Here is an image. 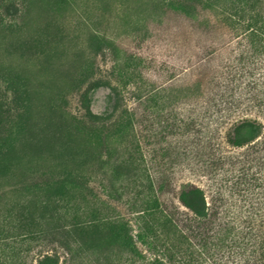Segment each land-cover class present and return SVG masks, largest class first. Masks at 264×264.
I'll use <instances>...</instances> for the list:
<instances>
[{
	"label": "rangeland",
	"instance_id": "374dc122",
	"mask_svg": "<svg viewBox=\"0 0 264 264\" xmlns=\"http://www.w3.org/2000/svg\"><path fill=\"white\" fill-rule=\"evenodd\" d=\"M219 2L0 0V152L10 149L0 169V232L29 215L50 234L32 243V264L39 252H56L68 264L53 234L67 224L121 216L135 234L128 196L117 199L109 190V169L92 171L83 156L71 161L69 134L81 155L108 152L113 160L127 146L177 217L175 193L183 184L201 187L212 204L222 185L223 208L237 215L241 197L229 194V182L242 149L224 138L226 112L213 90L225 82L228 44L239 36L219 14ZM93 82L90 108L103 118L89 121L80 94ZM184 116L199 119L193 132L181 130ZM128 121L134 137L120 145L116 128ZM65 165L86 186L52 194L55 204L46 210V188Z\"/></svg>",
	"mask_w": 264,
	"mask_h": 264
},
{
	"label": "trees",
	"instance_id": "16d2710c",
	"mask_svg": "<svg viewBox=\"0 0 264 264\" xmlns=\"http://www.w3.org/2000/svg\"><path fill=\"white\" fill-rule=\"evenodd\" d=\"M219 1V14L231 24L236 38L239 36L234 44H228V60H223L225 82H217L213 90L214 103L221 105L220 112H226L224 138L229 146L242 149L238 168L232 171L229 182V191L233 192L229 194L241 197L234 211L237 215L229 207L224 210L222 185L217 191L219 202L212 204L201 187L183 184L175 193V201L182 209V215L177 217L160 200L159 188L154 187L145 168L134 163V154L127 146L117 150L113 160L108 152L105 158L92 153L81 155L72 148L76 144L69 134L65 148L69 149L71 161L83 156L85 162L89 160L88 167L95 168L92 171L109 169V190L117 199L128 196L125 202L133 215L135 234H130L121 216L64 225L53 234L59 237L68 264H264V7L262 0ZM117 74L121 76V72ZM94 87L93 82L80 94L84 116L89 121L103 118L90 108V91ZM3 112L0 105V124ZM197 120L184 116L179 126L183 132H193L199 125ZM133 132L134 122L116 128L120 145L131 143ZM102 147L103 150L104 143ZM179 149L185 153L184 148ZM9 152L10 149L0 152V169ZM137 152L140 149L134 151ZM87 176L89 172L85 171L83 178ZM80 179V174L63 166L46 188L44 208L54 206L52 194L59 196L66 190L85 187L86 183L78 182ZM49 236L35 226L31 216L22 215L12 229L0 232V264H32L28 261L32 243L48 240ZM86 253H91V258L85 257ZM38 255L34 264H62L56 252Z\"/></svg>",
	"mask_w": 264,
	"mask_h": 264
}]
</instances>
